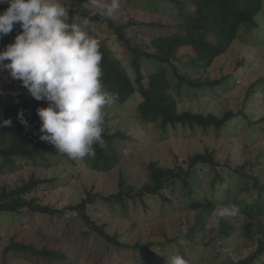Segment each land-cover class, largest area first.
Segmentation results:
<instances>
[{"label":"rangeland","instance_id":"rangeland-1","mask_svg":"<svg viewBox=\"0 0 264 264\" xmlns=\"http://www.w3.org/2000/svg\"><path fill=\"white\" fill-rule=\"evenodd\" d=\"M78 1L70 0L68 7L76 6ZM150 1L120 0L121 8L113 18L120 22H136L128 33L134 35L131 36L133 45L148 52L153 51L151 37L165 33V23H170L178 13L172 5L161 4L155 8ZM79 7L98 12L91 0L81 2ZM257 21L258 28L245 34L244 43L235 40L210 65L196 72L191 67L186 68L193 78L217 81L215 86L203 88L195 97L184 87L178 98L180 87L173 80L172 89L163 95L178 112L189 110L223 115L231 111L234 117L219 134L201 128L190 131L189 128L168 127L162 131L156 124H143L137 115L141 97L134 93L123 104L116 103L105 110L104 132L123 134L116 138L118 159L111 170L97 171L82 159L47 155L44 164L32 165L20 160L16 171L0 174V189L22 184L32 176L48 180L25 196L61 210L80 202L87 197L88 191L104 196L116 193L122 180L123 189L132 195H126L124 204L97 200L98 197L86 208L91 220L105 232L115 235L118 241L132 245L176 239L177 243L165 247L168 255H162L157 249L158 253L152 258L157 264L168 263L169 256L175 253H181L188 264H220L227 256L233 260L246 258L255 248V244L239 236L242 223H248V220L240 211L222 219L216 216V211L225 203L232 204L230 200L234 196L242 197L239 192L252 185V176L264 183V121L258 122L264 117V0ZM84 28L86 30V25ZM90 28L93 36L104 39L130 79L135 81L131 57L115 41L116 35L103 25L92 24ZM14 29L17 33L22 31L19 24ZM166 67L169 76L171 67ZM142 68L144 75H148L158 68V64L143 60ZM8 78L11 79L9 73ZM8 78L0 81V89L4 84H11ZM15 81L13 86L21 85L19 80ZM254 85L256 90L251 91ZM208 151L221 166V181L213 183V173L207 165L201 164L205 170L198 172L194 182L192 177H187L184 185L177 179L157 195L138 196L142 186L149 182L150 163L157 167H186L190 156ZM190 186L195 190L203 188V191L199 190L200 195L193 194L190 199L186 194ZM204 206L214 207L192 236L190 231L196 224L198 209ZM70 216L69 212L62 217L29 213L26 208L18 213H0V264H142L133 261L135 257L140 258L139 252L115 250L81 217ZM222 220L233 228L227 237L216 235ZM15 243L56 250L65 258L45 259L25 249H11L5 253L7 246ZM253 264H264V254Z\"/></svg>","mask_w":264,"mask_h":264},{"label":"trees","instance_id":"trees-1","mask_svg":"<svg viewBox=\"0 0 264 264\" xmlns=\"http://www.w3.org/2000/svg\"><path fill=\"white\" fill-rule=\"evenodd\" d=\"M83 1L85 0H79L76 6L73 4L68 7L69 22L81 23L83 27L86 25V31L90 35H92L90 28L92 24L105 26L112 34L116 35L115 41L131 57L135 81L130 79L121 62L115 58L114 52L107 46L104 39L94 36L100 41V50L103 53L101 62L104 72L103 83L107 89L118 93L117 104H123L132 94L138 93L141 97L137 104L139 120L147 125L156 124L162 131L168 127L173 129L182 127L189 128L190 131L196 128H201L204 131L212 129L215 130L216 134H219L225 128L235 115L231 111H227L223 115L189 110L178 112L174 110V107L163 95L172 89L173 80L180 87L177 90L178 98H180L181 90L184 87H187L192 93V97H195L203 88L215 86L217 81L200 77L193 78L186 68L191 67L195 72L200 68H205L216 57L224 53L232 42L235 40L242 42L246 33L258 28L257 15L261 11L263 0H149V3H152L155 8L156 5L163 4L172 5L176 11L178 10L177 16L170 23H165L166 32L154 34L151 37L152 52L145 51L139 45H133L131 36L134 35H130L128 29L135 26L136 22L133 20L120 22L113 18L105 19L98 15V12L81 9L79 6ZM7 7L6 2L0 3V12ZM16 34V30L13 29L11 33L0 36V50L13 42ZM143 60L157 63L158 68L148 75H144ZM166 65L171 67V75L169 76ZM5 78H8V72L0 68V81ZM9 80L11 84H4L0 89V121L11 120L10 125L0 124V174L16 171L19 168L18 162L20 160L29 161L32 165H40L44 164L47 155L62 156L53 145L39 138L41 121L36 109L47 106V102L37 101L22 84L13 86L12 82L16 83V81L12 78ZM255 87L257 86L254 85V89L251 91H255ZM20 110H23L27 125L22 124L18 118L17 113ZM262 121H264V117L258 120L260 123ZM122 136L121 132L114 134L104 132V144L102 146L95 145V156L85 157L82 162L97 171L111 170L118 159L115 152L116 138ZM201 164L207 165L213 173V183L223 179V174L219 171L221 166L214 160L213 153L211 151L198 152L188 158L186 167L180 165L172 168L157 167L150 163L149 182L142 186L138 196L157 195L161 189L174 183L177 179H181L184 185L187 184V177H192L191 181L194 182L193 179L195 180L198 172L205 170ZM252 179L253 183L250 187L240 190L239 193L242 194V197L234 196L229 200L239 207L240 212L248 220V223H242L240 238L251 241L255 244V248L244 259L233 260L227 256L220 264H253L264 254V216L262 217L264 215L262 214L264 213V183H259L256 176H252ZM43 181L48 180L32 176L28 181L14 187L2 186L0 189V213H18L26 208L29 213L62 217L65 212H69L72 217H74L73 214L81 217L91 230H94L105 243H108L107 245L113 246L115 250L129 249L133 253L139 252L140 258L135 257L133 261L142 262V264H157V262L152 261V258L158 253L157 249L165 256L168 255L165 247L171 245L170 243H177L174 238H165L163 242L148 241L145 244L136 242L127 245L118 241L115 235L105 232L103 227L91 220L86 208L87 204L96 201V198L99 197L97 200L124 204L126 195L132 197L129 192L123 189L122 180L119 182L121 188L116 193L104 196L88 191L87 197L82 198L80 202L70 204L61 210L51 205L41 204L35 198L25 196ZM199 190L190 186L186 194L190 199H193L192 195H200L203 188ZM224 205H229V202ZM213 207H199L195 219L196 224L192 227V232L190 231L192 236L198 231V224L202 223L205 215L211 213ZM221 224V229L216 232L217 237L220 235L229 236L230 230L233 228L228 226L225 220H222ZM11 249L17 251L30 250L45 259L65 258V255L56 250L38 249L32 244H10L5 249V253L10 252ZM179 254L183 257L181 253Z\"/></svg>","mask_w":264,"mask_h":264},{"label":"clouds","instance_id":"clouds-1","mask_svg":"<svg viewBox=\"0 0 264 264\" xmlns=\"http://www.w3.org/2000/svg\"><path fill=\"white\" fill-rule=\"evenodd\" d=\"M8 7L0 12V36L16 24L22 31L0 50V68L19 80L33 98L46 101L38 107L39 138L70 159L95 156V145H103L106 108L115 105L118 93L103 83V53L100 41L81 23L69 22L70 0H0ZM98 15L117 16L120 0H91ZM18 118L27 125L23 110ZM0 124L10 125L5 119ZM236 204L216 211L218 218L237 215ZM168 264H188L179 253Z\"/></svg>","mask_w":264,"mask_h":264}]
</instances>
